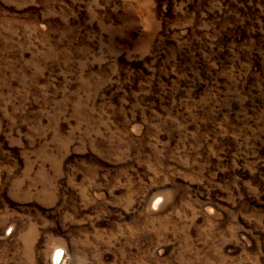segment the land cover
Returning <instances> with one entry per match:
<instances>
[{
    "label": "rangeland",
    "instance_id": "rangeland-1",
    "mask_svg": "<svg viewBox=\"0 0 264 264\" xmlns=\"http://www.w3.org/2000/svg\"><path fill=\"white\" fill-rule=\"evenodd\" d=\"M0 264H264V0H0Z\"/></svg>",
    "mask_w": 264,
    "mask_h": 264
},
{
    "label": "bare ground",
    "instance_id": "bare-ground-1",
    "mask_svg": "<svg viewBox=\"0 0 264 264\" xmlns=\"http://www.w3.org/2000/svg\"><path fill=\"white\" fill-rule=\"evenodd\" d=\"M59 256V254L57 255V257Z\"/></svg>",
    "mask_w": 264,
    "mask_h": 264
}]
</instances>
